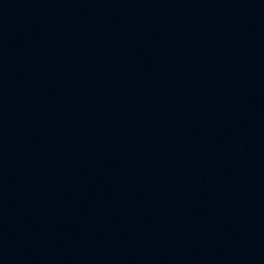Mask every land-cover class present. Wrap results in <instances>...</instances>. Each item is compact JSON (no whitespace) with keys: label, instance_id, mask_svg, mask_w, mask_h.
Returning a JSON list of instances; mask_svg holds the SVG:
<instances>
[{"label":"water","instance_id":"obj_1","mask_svg":"<svg viewBox=\"0 0 264 264\" xmlns=\"http://www.w3.org/2000/svg\"><path fill=\"white\" fill-rule=\"evenodd\" d=\"M0 264H264V0H0Z\"/></svg>","mask_w":264,"mask_h":264}]
</instances>
